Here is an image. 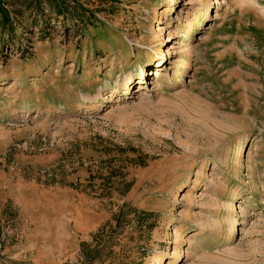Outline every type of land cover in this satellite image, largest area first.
Returning a JSON list of instances; mask_svg holds the SVG:
<instances>
[{
	"label": "rangeland",
	"instance_id": "obj_1",
	"mask_svg": "<svg viewBox=\"0 0 264 264\" xmlns=\"http://www.w3.org/2000/svg\"><path fill=\"white\" fill-rule=\"evenodd\" d=\"M0 2V264H264V0Z\"/></svg>",
	"mask_w": 264,
	"mask_h": 264
},
{
	"label": "bare ground",
	"instance_id": "obj_2",
	"mask_svg": "<svg viewBox=\"0 0 264 264\" xmlns=\"http://www.w3.org/2000/svg\"><path fill=\"white\" fill-rule=\"evenodd\" d=\"M174 1L175 0H170V2H172V3ZM162 29H164V27H163V24L160 23V24H158L156 26L155 32L161 31ZM189 34H190V29L187 30V33L186 34H184V39L185 40H186V38L188 37ZM180 44L183 45V46L185 45V43L183 41ZM188 56H190V53H188ZM168 57H169V54L168 55L166 53L163 54V49H161L160 52H159V54L155 58V60H156L155 62L156 63H155L154 70H152L148 74H150V75H153L154 74V78H158L161 75V72L159 70L164 67L165 63L168 61V59H167ZM189 67H190V65H189L188 61L186 59H184V60L180 61L177 64V69H176L175 72H176V74H181L184 71H186V69H188ZM148 74L145 73V70L144 69H141L140 78L138 79V82H136V84H139V86H138L139 89L143 88L142 85L144 83H147V79H145V78H146V76ZM148 83H150V82L148 81ZM125 84H126V86L128 85V87H129V85H130L129 79L125 82ZM234 194L235 193H233V195ZM233 206H237V205L235 203H233ZM235 231L236 230H234L233 235H234ZM160 263H161V261L158 262V264H160Z\"/></svg>",
	"mask_w": 264,
	"mask_h": 264
},
{
	"label": "trees",
	"instance_id": "obj_3",
	"mask_svg": "<svg viewBox=\"0 0 264 264\" xmlns=\"http://www.w3.org/2000/svg\"><path fill=\"white\" fill-rule=\"evenodd\" d=\"M50 6L55 8L56 15L60 16L63 15L64 10L62 9V6H64L65 0H48ZM37 5H39V0H35ZM0 26L3 31H7L10 33L12 31V23L11 19L9 17V14L7 10L3 7V4L0 2Z\"/></svg>",
	"mask_w": 264,
	"mask_h": 264
}]
</instances>
